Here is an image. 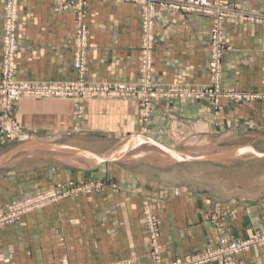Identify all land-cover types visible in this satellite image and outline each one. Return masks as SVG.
Here are the masks:
<instances>
[{
    "label": "crops",
    "instance_id": "crops-1",
    "mask_svg": "<svg viewBox=\"0 0 264 264\" xmlns=\"http://www.w3.org/2000/svg\"><path fill=\"white\" fill-rule=\"evenodd\" d=\"M76 0H18V50L15 77L32 81H72ZM264 10V0H228ZM3 0H0V70ZM88 27L85 78L96 82L137 81L140 66V7L132 2L87 0ZM152 78L158 85L207 86L209 19L158 8L155 15ZM225 50L219 97L183 102L163 99L143 122L133 99L83 101L80 119L67 98H21L11 115L21 137L0 135V158L27 140L54 144L51 152L27 147L0 163V206L20 193L67 180L116 182L77 197H66L21 216L0 229V264H153L142 219L146 201L157 218L162 259L185 258L226 237H244L264 228V181L237 185L228 192L161 184L145 168L181 162L234 166L233 162L193 160L167 162L158 145L171 149L201 146L264 151V25L228 21L223 25ZM255 95L235 98L227 93ZM196 121L200 131L189 138L210 139L199 145H170L160 139L169 121ZM247 141H246V140ZM258 143V142H257ZM79 149L84 152L80 153ZM99 154L122 157L92 168ZM162 160V161H161ZM111 166L110 171L107 167ZM117 170L119 173H117ZM223 181V180H222ZM252 187V188H250ZM237 264H264V245H253ZM211 264H220L218 262Z\"/></svg>",
    "mask_w": 264,
    "mask_h": 264
},
{
    "label": "built area",
    "instance_id": "built-area-1",
    "mask_svg": "<svg viewBox=\"0 0 264 264\" xmlns=\"http://www.w3.org/2000/svg\"><path fill=\"white\" fill-rule=\"evenodd\" d=\"M132 2L140 7L141 16V80L132 83H96L85 78V48L88 27L85 22L87 0H76L75 44L72 67L78 72V79L65 82L26 81L15 77V55L18 50L16 28L19 17L18 0H3L2 53L0 70V134L15 140L20 128L11 115V110L19 99L27 98H68L76 106L81 100L95 96H134L140 101H148L156 95L151 88V50L154 43L155 15L158 8L183 14L197 13L209 19V81L203 88H170L160 93H177L181 98L219 97L222 73V55L225 50L223 25L228 21H250L264 25V10L248 8L242 4H229L228 0H114ZM140 86V89H139ZM149 91L150 94H149ZM235 98H254L255 95L227 93ZM60 198L57 188L45 191L25 192L0 208V228L16 220L23 213ZM146 232L151 244V256L155 264H207L219 261L222 264H235L236 257L253 244H264V230L255 231L242 239L222 238L219 246L206 247L184 259L163 261L159 252L158 222L150 207L145 208ZM65 264V262L63 263Z\"/></svg>",
    "mask_w": 264,
    "mask_h": 264
},
{
    "label": "rangeland",
    "instance_id": "rangeland-1",
    "mask_svg": "<svg viewBox=\"0 0 264 264\" xmlns=\"http://www.w3.org/2000/svg\"><path fill=\"white\" fill-rule=\"evenodd\" d=\"M154 45H155V38H154L153 47H154ZM153 47H152V50H153ZM152 50H151V57H152ZM140 66H141V48H140ZM140 66H139V75H138L137 81H139V79L141 80V78H142L141 72H140ZM150 73H151L150 78H151V83H152L151 84L152 92L155 93L156 95H154V97H150V99L148 101H142V100L140 101L137 97L125 96V95L124 96H122V95L112 96V97H110V96H95V97L90 98V99H121V98L133 99L137 103L139 116L141 117L143 122L146 124L151 122L153 108L156 106V104L158 102H161V100H163V99L174 100V101L176 100L179 102H183V101H187V100H194V101L199 100L198 98L195 99L193 97L181 98L179 96V94H177V93H170V94L166 95V93H164V94L160 93L159 89H161V90L163 89L164 91H166L167 89H170L173 87L177 88V89H184L186 87L198 89V88H202V87L193 86V85H182V84H169L166 86L158 85L154 82V80L152 78V65L150 66ZM26 81H32V80H26ZM55 82H58V81H55ZM91 82H96V81H91ZM96 83H118V82L112 81V82H96ZM139 89H140V86H139ZM150 92L151 91H149V94H150ZM86 100H89V99H86ZM86 100H81L79 102L78 106H76L70 100L73 104V117L74 118H76V119L81 118V116L83 114V110H82L83 104L82 103H83V101H86ZM162 130L163 131H161L159 134L160 139L163 142H166L167 144H170V145H178L180 147L190 146V145L194 146V145L202 144L203 142H206V141L207 142L211 141L210 139H206L204 137H202V138L197 137L196 139L189 138L191 131H200L201 130L200 124L196 123L195 120L194 121H192V120L187 121V120H181L180 118H175V119L169 121V123H166L164 126V129H162ZM0 135H3V134H0ZM20 137H21V132L15 140L19 139ZM256 144L261 146V147H264V140L260 139V140L256 141ZM111 168H114V167L108 166L107 167L108 171H110ZM145 170L149 171L150 173L153 172L161 184H172V185L175 184L177 186L187 185V186H191L194 188H206L207 187V188L212 189V191H219V192H223V193L228 192L229 187L233 183H235L237 185L238 184L243 185V184H247V183L248 184L261 183L260 182L261 180L264 181V159L257 160L254 162H250V163H242V164H238V165H234V166H225V167L214 165L212 163H206V162H181V163H176V164L160 165L156 168H145ZM117 173H119L118 170H117ZM107 187H112L113 189H116V190L119 189V186L116 182H107L103 179H93L92 178V179H86V180H82V181H74V180H67V181H63V182L61 181V182H58L55 185L48 187V188L29 190L26 192L36 193L38 191H45V190L57 188L60 192V198L44 204V205H47L50 203L57 202V201L64 199L66 197H70V196L77 197V196H80L83 194H89L92 192H101V191H104ZM250 188H252V187H250ZM23 193H25V192H23ZM21 194L22 193L11 198L4 205L0 206V208L5 207L10 201L18 198ZM147 206L150 207V205L146 201H144L141 205L142 219L144 221L145 231H146V222H145L146 218H145V214H144L145 212L144 211H145V208ZM37 208H39V207H37ZM30 211H32V210H30ZM30 211H28V212H30ZM150 211H151V209H150ZM28 212H26V213H28ZM26 213L21 214L18 219L4 225L3 227L19 221L21 216L26 214ZM153 217L158 222L157 218L154 215H153ZM3 227H1V228H3ZM158 229H159V239H160L161 232H160L159 223H158ZM263 230H264V228L259 229V230L255 229L250 234H248L244 237H239V238H235V239L246 238V237L252 235L255 231H263ZM146 234H147V232H146ZM147 237H148V234H147ZM222 238L233 239V237H226L225 235H223L219 239L218 243L213 244V245H208V246H212L214 248L216 246H219ZM253 245H264V244L258 243V244H253ZM253 245H251L249 247V249ZM205 248H202L199 251L204 250ZM248 250H246V251H248ZM243 252H245V251H243ZM243 252H241V253H243ZM158 253L161 256L160 250ZM150 254H151V251H150ZM192 254L193 253H191L190 255H192ZM187 257H185V258H187ZM161 259H162V257H161ZM176 259H184V258L176 257L173 259H166V260L162 259V260L163 261H170V260H176ZM215 262L222 264L219 261H214V262H210L207 264H211V263H215ZM153 264H155L154 260H153ZM235 264H237V260H236Z\"/></svg>",
    "mask_w": 264,
    "mask_h": 264
},
{
    "label": "water",
    "instance_id": "water-1",
    "mask_svg": "<svg viewBox=\"0 0 264 264\" xmlns=\"http://www.w3.org/2000/svg\"><path fill=\"white\" fill-rule=\"evenodd\" d=\"M164 151L161 153V159L167 162L178 161H193V160H213L221 162H233L244 159H255L264 156V151H256L251 148H238V147H220V146H201V147H186L180 149H171L158 144ZM27 147H32L39 151L51 152L54 144L40 142L36 140H27L22 144L16 146L12 153L6 157L0 158V163L6 160L16 158ZM80 153L84 151L82 149L77 150ZM108 160L123 161L122 157H113L107 154H99L92 168H96L100 163ZM161 160V161H162Z\"/></svg>",
    "mask_w": 264,
    "mask_h": 264
}]
</instances>
